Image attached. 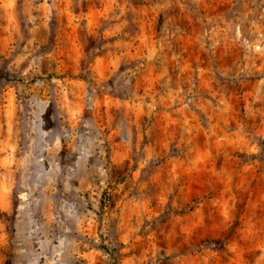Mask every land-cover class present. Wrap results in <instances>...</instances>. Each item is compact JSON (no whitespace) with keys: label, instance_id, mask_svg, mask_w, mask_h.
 I'll use <instances>...</instances> for the list:
<instances>
[{"label":"rangeland","instance_id":"obj_1","mask_svg":"<svg viewBox=\"0 0 264 264\" xmlns=\"http://www.w3.org/2000/svg\"><path fill=\"white\" fill-rule=\"evenodd\" d=\"M0 264H264V0H0Z\"/></svg>","mask_w":264,"mask_h":264}]
</instances>
